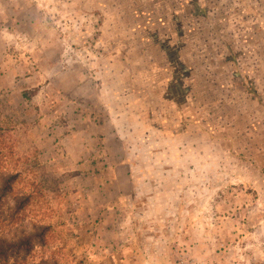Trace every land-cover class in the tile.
Segmentation results:
<instances>
[{
    "label": "rangeland",
    "instance_id": "rangeland-1",
    "mask_svg": "<svg viewBox=\"0 0 264 264\" xmlns=\"http://www.w3.org/2000/svg\"><path fill=\"white\" fill-rule=\"evenodd\" d=\"M1 176L0 264H264V0H0Z\"/></svg>",
    "mask_w": 264,
    "mask_h": 264
},
{
    "label": "crops",
    "instance_id": "crops-1",
    "mask_svg": "<svg viewBox=\"0 0 264 264\" xmlns=\"http://www.w3.org/2000/svg\"><path fill=\"white\" fill-rule=\"evenodd\" d=\"M133 18L135 19L138 15L136 12H133ZM137 15V16H136ZM147 16H149V18H147V24L149 25L152 22V17H150V12H147L146 14ZM163 22V21H162ZM161 23V22H160ZM161 25V24H160ZM150 34V33H149ZM143 45V44H142ZM162 48L159 49L162 50V54H164V58L162 57V62L160 63V66L162 67V69L164 70V75H163V79H162V84L163 86L166 87V89H169L170 87L172 89L177 88L180 89V86H184L185 82L184 81V77L182 76H178L177 74H175L174 72H171L172 70L170 69L172 64H179V65H184L183 64V59L181 57V47L177 46L176 49L177 50V55L174 56H168L167 55V50L171 47V44H168L165 40H163L161 42ZM145 47V51H143V59L142 60H147L149 64H154V59L152 57H149L150 54H148V50H149V45L146 43L145 45H143ZM137 50L131 49V47H129V51L128 54L130 55H136ZM134 52V53H133ZM141 53L142 52H138ZM158 79V78H157ZM191 82L193 81V77L189 79ZM177 86V87H175ZM171 91L167 92L166 97L168 98H179V99H186L187 94L184 95V93H182V90H180L179 92H173V94L170 93ZM170 93V94H169Z\"/></svg>",
    "mask_w": 264,
    "mask_h": 264
},
{
    "label": "trees",
    "instance_id": "trees-1",
    "mask_svg": "<svg viewBox=\"0 0 264 264\" xmlns=\"http://www.w3.org/2000/svg\"><path fill=\"white\" fill-rule=\"evenodd\" d=\"M10 176H1L0 177V191L10 190V184L8 183ZM29 200V197H25ZM16 201V200H15ZM18 201V198H17ZM19 204V203H18ZM47 227L36 224H29L24 227H20L17 231L18 234L16 238L9 240L8 243H5L3 239H0V257H2L6 251L15 248L19 245L29 246V239L31 237H37L43 241V235L38 232V230H45Z\"/></svg>",
    "mask_w": 264,
    "mask_h": 264
}]
</instances>
